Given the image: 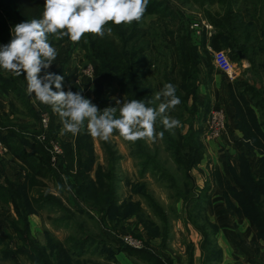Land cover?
<instances>
[{"label":"rangeland","instance_id":"1","mask_svg":"<svg viewBox=\"0 0 264 264\" xmlns=\"http://www.w3.org/2000/svg\"><path fill=\"white\" fill-rule=\"evenodd\" d=\"M147 8L153 11L151 15H144L141 28L149 31V39L153 38L152 43L157 49L156 58L151 63L149 71L156 70L154 75L157 72L161 77L168 69V49L165 46L164 32L180 27L181 23L185 32L190 33L198 55L197 75L212 70V53L215 51L208 44L211 27L202 20V15L196 5L184 0H149ZM213 9L218 8L215 6ZM106 27L112 28L111 35L107 33L106 35L109 38L108 41L112 40L114 45L118 42V38H115L114 34L126 39V24L109 23ZM49 41L57 49L58 55L46 71L64 76L63 88L66 91L80 92L101 111L109 106L119 107L116 100H120L121 103L126 100V96L119 90L118 75L103 65V61L98 59L101 57H96L98 53L88 52V49L86 50L83 45L71 41L57 44L56 38L52 35L49 36ZM80 42L83 44L87 42L86 35ZM102 57L107 58L104 55ZM263 57V52L258 54L255 65L249 66L247 69L241 67V61L234 60V72L239 76L246 75L250 82L264 84ZM88 70L91 73L89 77L84 75V72ZM44 71L42 70L41 75L44 74ZM25 75L22 74L24 105L16 104L17 106L11 107V96L0 89V145L4 148L5 142L13 149L24 152L25 155H29L30 161H37L39 155L29 148V144L36 147L42 145L48 152L54 181H36L40 185L36 186L37 189L33 192L34 196L45 197L48 201L42 211L30 216L32 217L31 221L28 217L29 237L33 239L27 240L30 244L39 249L45 246L48 240L53 243L59 241L67 252L68 244L72 242L68 240L69 236L70 238L77 237L75 241L79 242V237L86 235L89 239H87L84 252L78 260L80 264H157L156 261L146 263L135 256L128 255L124 252L126 248L145 251L153 258L156 256L164 264H261L260 258L264 257V242L257 240L256 229L252 222L241 212H234L227 208L226 202L225 204L223 202V195L220 196L218 191L212 188V185L211 189L208 185L209 189L206 194H209L213 201L207 205L205 198L197 199L199 192L208 184L206 179L211 173L210 166L205 168V163L200 167V170L198 167L192 168L189 171V180L186 181L173 163L170 151H166L164 143L166 139L158 137L155 142L145 140L134 142V146L141 144L143 151L153 160V162H149L148 172L142 175L139 165H143L144 161H138L132 157L133 143L124 140L118 133L114 132L108 141L93 138L87 131V121H85V126L79 134H62L59 116L49 106L35 101L34 95L27 94ZM220 76L222 79L229 78L221 72ZM8 77L9 72L0 69V78ZM203 83L205 84V79ZM53 90H56L54 86ZM205 93H198L197 100L193 96H189L188 99L182 97L183 105L179 104L170 111L180 121V126L170 131L172 137H169V140L171 143L176 144L175 142H177L173 138L175 137L174 130L181 131V135L184 137L187 136L188 131H195L198 128L199 122L196 119L200 114L202 118V112L206 105V99H203L209 95L208 90ZM102 96H104L103 100ZM215 106L211 108L221 110L225 117L224 110ZM44 118L48 119V127L43 132L41 121ZM225 125L227 127L226 118ZM226 127L220 136L222 141L228 134ZM39 137H42L44 141ZM82 138L88 140L92 154L95 156V163L89 172L88 179H95L98 168L104 169L107 166L105 156L107 150L111 151L114 156H118L119 159L115 165L117 201L114 210L126 206V201L137 203L147 217L144 221L152 228L147 227L148 230H152L150 233H153L154 225L162 227L165 222L168 229L166 241H163L161 236L150 235L141 223L138 224L135 216L114 221L108 216H103L98 207L89 201L87 193L83 194L78 181L75 182L79 170L78 165L75 163L74 168L69 171L61 157L51 156L49 152L51 144L54 146L59 144L61 147V143L75 142L76 139ZM205 140L216 141L218 139L205 138ZM231 149L232 152H230ZM235 151V147L231 146L229 149L227 148V151L219 149V155L221 157L224 155L222 153L227 152V157H230L231 154L237 153ZM154 154L155 159L152 157ZM80 157L81 163H85L89 158L88 151L82 150ZM220 157L216 156V166L219 168L224 166L222 177L228 182L231 181V186L235 187L231 172H240V161L238 160L237 170L234 166H229L227 170L222 163L227 159ZM206 159H210V157L208 156ZM0 161L4 168L3 177L0 179L1 185L6 186V183H8L7 186L13 183L26 184L28 173L25 174L8 150L7 153L0 151ZM261 166L259 164L258 167L256 161L252 159L251 167L254 174L259 169L261 176ZM213 167L212 170H215ZM248 167L250 170V166ZM162 170L166 171L165 174L170 175L168 180L160 175ZM192 170H196L198 175L195 172L192 174ZM228 175L231 179L227 178ZM201 179L203 180L200 181ZM186 182L189 184L185 185ZM77 186L79 187L77 188ZM1 195L7 196L8 194L2 192ZM227 198L232 206H237V202L232 197ZM2 200L6 199L2 198ZM197 201L198 203L202 201L200 209L195 206ZM152 203L158 205L164 220L160 215L154 213L151 208ZM63 213H65V219H63ZM14 216L12 206L0 202V264H29L26 257L17 255L18 250L26 248L15 239L16 235L11 227ZM58 218L62 220V224L56 222ZM244 220L249 222V224L246 223L247 226ZM18 228L23 229V224H19ZM252 228L254 233L251 232ZM46 232L48 234H45ZM97 242L101 244L98 245ZM215 250L220 252L217 260L213 253ZM209 259L210 261H208ZM52 261L56 262L54 258Z\"/></svg>","mask_w":264,"mask_h":264},{"label":"trees","instance_id":"2","mask_svg":"<svg viewBox=\"0 0 264 264\" xmlns=\"http://www.w3.org/2000/svg\"><path fill=\"white\" fill-rule=\"evenodd\" d=\"M184 1L196 5L200 10L202 20L211 27L208 44L214 51H225L232 62L234 60H239L237 54L240 53L251 67L255 65L258 54L263 52L264 55V0ZM43 5L44 0H0V46L10 42L12 38V29L16 24L28 20L30 21L31 19L42 18L44 10ZM204 6H207V8ZM215 6L218 9H213ZM152 11L153 10L147 8L144 15H151ZM175 19L177 20V18ZM141 22L142 19L138 22L126 24V39L114 34V37L118 38L116 45L113 44L112 40L108 41L109 38L106 34L103 38L93 34H85L87 42H85V44L80 41L77 43L83 45L86 50L88 49V52L92 51L94 54L98 53L96 57L103 58L102 55L107 57L103 58L104 60L101 58L98 59L103 61V65L106 66L109 71L111 70V72L113 71L118 75L119 90L121 94L126 96V100H142L146 105L156 107L159 103L158 101L152 104L148 102L154 101V94L162 89L166 83H172L176 87V95L181 99L180 106L183 105L182 97H187L188 99L189 96H193V98L197 100L199 93L197 66L199 61L190 33L185 32L182 23L180 27L164 32L165 46L168 49L169 66L160 77L157 72L156 75H154L156 70L149 71L151 63L154 62L156 58L157 49L152 43L153 38L149 39V31L145 28H141ZM68 41L69 40L65 37L57 40L56 43L60 44ZM212 68H214L213 65ZM62 87H64L63 84ZM0 89L11 96V107L17 106L16 104H25L24 96H22V75L17 77L9 72L8 78H0ZM63 90L66 91L65 88H63ZM238 90L251 93L254 106L260 110H264V94L261 93L263 92L262 90L256 91L253 87L248 86H238ZM104 96H102V100ZM205 104L202 118L200 114L196 119V121L199 122V126L195 131H188L186 134L187 136L183 137L181 131L174 130L175 137L173 138L177 140V142H175L176 144H174V142L171 143L169 140V137H172L170 131L167 132L164 130L159 120L155 126L157 133L163 132V137L166 139L164 142L167 148L166 151H170V157L173 163L178 168L179 174L185 178L186 181L189 180V171L196 167L202 158L203 148L200 143V137L204 131V124L210 110L209 100L207 98ZM168 115L175 118L172 112H169ZM244 137L253 142L256 140L251 132H244ZM87 141L82 138L76 139L75 142L61 143L62 155L60 156L66 163L69 171L74 168L75 163L78 165L79 170L75 177V182L78 181L83 194L87 193L90 198L89 201L98 207L99 212L103 216H108L113 221L121 220L124 217L128 218L130 216H135L138 220V224L141 223L146 230H148L147 227L151 228L150 224L144 221L147 217L137 203L126 201V206L124 205L120 207V209L114 210L117 201L115 165L119 159L118 156H114L111 151L107 150L105 155L107 166L104 169L98 168L95 179H88L89 172L92 170V166L95 163V156L92 154L91 145ZM132 143V157L136 158L138 161H144L143 165H139L140 174L143 175L148 172L147 167L149 166V162H153V160L151 156H148L147 153L143 151L141 144H136L138 146H134V142ZM4 145L11 157L14 158L19 163L22 170L25 171V174L28 173L27 175H29V177L27 176L28 178H26V184L22 185H20V183H13L7 186L8 183H6V186H3L0 182V202L12 206L15 214L14 220L11 222L12 231L16 235V241L26 248L18 250V257H26V261L29 264H80L78 260L84 252L87 239H89L86 235L84 237H79V242L75 241L77 237L73 236L70 238L69 236L68 240L72 242L68 244L69 248L67 252L62 248L61 242L59 241L53 243L51 240H48V243L39 249L27 241L31 239L29 237L28 217L42 211L48 201L45 197L34 196L33 192H35L38 185H40L36 183V181H54L51 175L48 152L45 151L42 145L36 147L35 145L29 144V148L39 155L37 161H30L28 158L29 155H25L24 152L13 149L11 146L5 144V142ZM82 150H87L89 153V158L85 163H81L80 153ZM152 157L155 159V154ZM260 165H262L261 176L255 179L249 171L247 161L241 160L240 158V172H231L235 187H232L231 184L219 174H215V176L222 189L223 196L226 199L227 208L232 209L234 212H241L244 217L248 218L256 229L255 233L257 240L264 242V157L260 160ZM3 172L4 168L0 161V179L3 177ZM165 172L164 170L160 171V175L168 180L170 175L165 174ZM189 182H186L185 185H188ZM208 185L209 184H206V187L202 188L197 199L205 198L206 201H208V196L206 194L209 189ZM78 187L79 186H77V188ZM2 192L8 195L2 196ZM227 197H232L237 202V206H232V204L228 202ZM2 198L6 200H2ZM201 202L202 201L198 203L197 201V204L195 203L198 209L202 207L200 206ZM151 208L156 215H160L164 220L157 204L155 205V203H152ZM65 217V213H63V219H65ZM56 222L62 224V220H59V218ZM19 224H23V229L18 228ZM151 231L148 230L150 235L153 236L154 234V236H161L162 240L166 241L168 229L165 222H163L162 227L154 225L153 233H150ZM45 234H48V232ZM97 244L100 245L101 243L97 242ZM96 247L98 249V246ZM124 252L146 263L156 261L157 264H164L156 256L158 260L155 257L149 256L142 250L136 251L131 248H126ZM213 253L217 260L220 252L215 250ZM53 258L56 260L55 263L52 261ZM210 259L208 261H210Z\"/></svg>","mask_w":264,"mask_h":264},{"label":"clouds","instance_id":"3","mask_svg":"<svg viewBox=\"0 0 264 264\" xmlns=\"http://www.w3.org/2000/svg\"><path fill=\"white\" fill-rule=\"evenodd\" d=\"M148 3L149 0H44L42 18L16 24L10 42L0 46V69L17 77L26 74L27 94H34L35 101L49 106L59 116L62 134H79L87 121V131L93 138L108 141L117 132L126 141L155 142L163 137V132H156L158 120L166 131L180 126L179 120L168 115L181 103L172 83H166L154 94V101L148 102L158 101L156 107L137 99L123 103L116 100L119 107L101 111L80 92L64 91V76L46 71L58 55L50 35L57 40L66 37L73 43L85 34L103 38L112 33V28L106 27L109 23L140 21Z\"/></svg>","mask_w":264,"mask_h":264},{"label":"crops","instance_id":"4","mask_svg":"<svg viewBox=\"0 0 264 264\" xmlns=\"http://www.w3.org/2000/svg\"><path fill=\"white\" fill-rule=\"evenodd\" d=\"M239 61H241L240 62L242 65L241 67H243L244 69H247L250 66L247 60L239 59ZM202 77L205 79V84L203 83L204 79ZM248 79L249 78L246 75L239 76L236 75V73L232 79L229 78L222 79V77L220 76V72L215 68H212L211 71L209 70L208 73L207 72L200 73L198 76V90H199L198 92L200 94H204L205 91L208 90L209 95L207 96H208L210 108L214 107L215 105H216L215 107L217 108L218 107L222 108L224 110L225 118L227 122L226 129L228 130V134L224 138L222 137L224 142L220 140V138L216 141H210V140H205L203 136L200 137V143L203 148L202 158L196 166L198 167L199 170L201 169L200 167L204 166L205 163H206L205 168L206 166L208 167L210 166L209 168L211 169V173L209 174L208 179H206V181L208 182L210 189L212 185V188L218 191L220 196L221 194L223 195V192L218 184V180L215 174L216 175L219 174L220 176H222L221 173H224L223 171L224 166H222L221 168L216 166L217 165L216 156L218 155L220 157L219 149L221 150L224 149L225 151H227V148L229 149L232 146V148L235 147L237 151V153L235 154H231V155L229 154L230 157H227V152L222 153L224 155H222L220 158L227 159L225 161H222V163L225 165L227 170L229 169V166H234V168L237 170L238 160L240 161L241 158V160L244 161L248 160L247 163L249 164L248 166H250V170L252 172V167H251L252 159L256 161L259 167L260 160L262 159V157H264V110H260L259 108L254 106V100L251 93L238 90V86L239 87L248 86V87H253L256 91L262 90L263 92L261 93L264 94V84H262L261 82L258 83H254L252 81L250 82ZM207 96L203 100H205ZM244 132H251L256 140L253 142L250 139H246V137H244ZM233 136H234V140H233ZM230 152H232V149L230 150ZM208 156L210 157V159H206ZM232 157L234 158L229 159ZM212 166H214L213 169L215 170H212ZM191 172L192 174L194 172L197 174L196 170H192ZM252 174L251 175L255 179H258L260 176L259 169L256 174H254L253 172ZM229 175L228 177L227 176L226 177L228 179H231ZM202 180L203 179H201L200 181ZM229 183L231 184V181H229ZM207 196H208V201H206V203L208 205L213 200L212 198H210L209 194H207ZM223 199L222 200L225 204L226 199L224 196ZM31 218L32 217H30V221ZM244 221H245V225L247 226L249 222L247 220ZM252 231L254 233L253 228L251 232ZM260 261L261 264H264L263 256L260 258Z\"/></svg>","mask_w":264,"mask_h":264},{"label":"built area","instance_id":"5","mask_svg":"<svg viewBox=\"0 0 264 264\" xmlns=\"http://www.w3.org/2000/svg\"><path fill=\"white\" fill-rule=\"evenodd\" d=\"M212 64L216 70L228 76L229 79H232L235 76L234 63L230 60L228 54L225 51L213 52ZM84 75L89 77L91 76V73L88 70L84 72ZM41 123L43 128L42 131L44 132V130L48 127V119H42ZM225 127V117L223 116L222 111L211 108L204 124V131L202 133V136L206 139H219L221 134L224 132ZM39 138L44 141L42 137ZM55 145L56 146L51 144L49 152L52 157L53 155L60 157L62 155L61 147L59 144ZM0 151H2L3 153H7V149L5 146L3 148L0 145Z\"/></svg>","mask_w":264,"mask_h":264},{"label":"water","instance_id":"6","mask_svg":"<svg viewBox=\"0 0 264 264\" xmlns=\"http://www.w3.org/2000/svg\"><path fill=\"white\" fill-rule=\"evenodd\" d=\"M237 55H238L240 60H244V57L240 53H238Z\"/></svg>","mask_w":264,"mask_h":264}]
</instances>
